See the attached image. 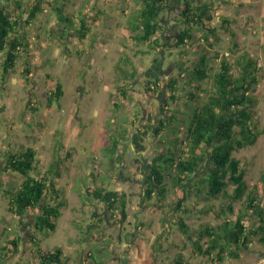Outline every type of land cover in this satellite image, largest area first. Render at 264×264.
<instances>
[{"label":"rangeland","instance_id":"374dc122","mask_svg":"<svg viewBox=\"0 0 264 264\" xmlns=\"http://www.w3.org/2000/svg\"><path fill=\"white\" fill-rule=\"evenodd\" d=\"M35 1L40 4L36 17L26 23L28 13L24 12L21 22L20 31L29 39L27 53L3 74L5 55L0 52V247H11L8 241L17 236L23 240L17 251L0 253V264H39L29 243L32 218L7 212L8 198L20 187L23 177L2 171L6 150L26 148L36 154L31 176L45 173L50 177L53 164L57 166L55 184L65 204L54 219L55 230L38 235L44 251L61 247L66 264H173L178 256L184 264H211L193 251L176 225L177 214L169 212L175 198L171 192L157 205H152L154 198L145 202L139 167H134L131 158L135 157L138 164L137 151L142 149L151 159L159 138L167 145L177 136L183 143L178 147L184 149L188 115L205 102L220 60L227 58L235 63L247 53L258 59L259 85L253 95V113L259 133L253 146L235 151L233 156L244 168L247 190L263 180L264 0H198L212 6L210 24L216 27L215 33L204 39L202 30L194 28L188 46L182 47H176L173 41L182 29L173 19L176 0H168L170 13L163 18L158 44H141L130 38L129 25L139 8L137 0ZM20 6L25 11L23 3ZM15 10L11 8L7 14H18L19 8ZM224 18L229 21L228 30L221 27ZM84 23L88 33L80 39L78 31ZM200 56L206 57L207 76L197 81L190 75L191 83L187 85L184 72H190ZM27 58L30 75L25 80ZM156 73L161 74L162 82L154 86L152 78ZM175 78L177 98L171 104L167 81ZM57 84L62 95L49 106L45 94ZM187 91L196 94L194 100L185 94ZM164 105H168L171 119L164 118L163 131L156 135L158 112ZM149 114L154 116L149 118ZM111 137L117 143L114 158ZM132 138L138 145L134 150ZM118 155H122L121 162L116 161ZM209 163L207 160L196 169L189 182L203 181ZM126 176L129 177L124 179ZM96 186L126 194L125 221L119 211H114V226L101 228L106 220L99 223L91 218L93 213L108 214L93 199L92 190L86 194L87 189L94 190ZM200 186L201 193L187 202L193 209L184 215L193 239H197L195 231L202 225L223 220L218 211L224 199H204L205 185ZM228 190L231 191L229 187ZM210 206L214 207L212 211H202ZM234 208L240 209L241 203H235ZM222 264H264V244L255 240L236 258H226Z\"/></svg>","mask_w":264,"mask_h":264},{"label":"trees","instance_id":"16d2710c","mask_svg":"<svg viewBox=\"0 0 264 264\" xmlns=\"http://www.w3.org/2000/svg\"><path fill=\"white\" fill-rule=\"evenodd\" d=\"M137 2L138 12L135 14L134 22L129 25L130 38L141 44H158L157 38L164 29L163 18L168 17L170 13V1L137 0ZM21 3L25 6V11L24 8L21 9ZM176 5L173 19L182 27L173 40L176 47L188 46L194 28L202 30L204 39H207L208 35H214L216 27L210 24L213 19L210 4L199 3L198 0H176ZM10 7L14 11L19 8L18 14H7V11L11 10ZM39 9L40 4L35 0H0V52L4 51L5 55L2 63L3 74L13 69L17 64L16 60L27 53L29 39L24 31H20L23 28L21 22L24 12L28 13V19L25 20L28 23L36 17ZM221 23L222 29L228 30L229 21L224 18ZM84 26L85 23L78 31L80 34L77 37L80 39L86 35ZM230 35L233 37V32H230ZM233 47L236 48L235 43ZM204 57L200 56L197 59L199 64L196 61L190 72H184L187 68L183 70L185 79L183 81L187 85L191 83L190 75L197 81L206 78L208 66ZM28 65L27 58L23 70L25 80H28L30 75ZM234 66H237V72L233 71ZM258 74V59L247 53L242 54L235 63L222 58L218 71L212 75L213 88L209 90L205 102L193 108L188 115L185 148L178 147L183 143L178 141L177 136L167 145L159 138L154 146L155 153L150 159V169L145 175L144 199L150 203L154 198L155 202L152 205H157L171 192L175 198L169 205V212L177 214L176 225L191 244L193 251L208 259L211 264H222L226 258H236L240 251L248 249L255 240L264 244V178L258 185L247 190L244 168L233 156L235 151L253 146L258 138L259 129L253 113L256 103L253 95L259 85ZM155 75L152 81L154 86L162 82V76L157 73ZM176 83V78L167 81L171 104L177 98ZM146 88L152 90L149 85H146ZM119 91L125 96L122 89ZM185 94L190 100L196 97L191 91ZM61 95V86L57 84L54 90L46 92L47 104L51 106ZM170 113L168 105L160 107L154 134L159 135L163 131V120L167 118L170 121ZM151 116L148 115L149 118ZM110 140L112 142V138ZM116 146L114 139L110 151L113 152V147L115 151ZM35 155L32 148L21 151L8 149L3 155L2 171L18 173L23 177L20 187L8 198L7 212L19 218L26 215L32 218L29 243L39 258V264H66L61 247L53 251H44L40 248V233L55 230L54 219L60 214V207L65 204L63 195L59 196V189L55 184L59 175L55 164L50 169V177L45 173L39 177L30 175L35 169ZM118 156L116 161L121 162L122 155ZM207 160L210 162V168L205 179L200 183H190L189 179L195 170ZM200 185H205L204 199H224L218 211V217L223 220L215 225H202L195 231L197 239H193L184 215L193 209L187 206V202L191 196L197 197V194L201 193ZM228 187L231 189L230 192ZM91 190L93 199L100 202L111 215L114 211H119L126 220L127 198L124 192H113L96 186L94 190L87 189L86 194L90 195ZM237 202L241 203V208L235 210L234 204ZM213 209L214 207L210 206L202 211L208 213ZM21 241L22 238L18 236L9 240L8 244L11 247H0V253L5 251L12 253L13 249L17 251ZM173 264L184 263L178 256Z\"/></svg>","mask_w":264,"mask_h":264},{"label":"flooded vegetation","instance_id":"af4514ba","mask_svg":"<svg viewBox=\"0 0 264 264\" xmlns=\"http://www.w3.org/2000/svg\"><path fill=\"white\" fill-rule=\"evenodd\" d=\"M94 22H96V21H94ZM85 28H84V32H85V34L87 35V33H88V31H87V29H88V26L85 24V26H84ZM85 35V36H86ZM85 38V37H84ZM91 41H93V40H91ZM159 76L161 75V74H158ZM152 79H154V78H152ZM136 134H138V133H134L133 135L134 136H136ZM133 136V137H134ZM112 138V142H114V138L113 137H111ZM139 139H141V137H138ZM110 142H111V140H110ZM112 142H111V145H110V148L112 147ZM130 143L132 144V148H133V150L134 149H136V146H137V148H138V145L137 144H135L134 143V138H132L131 140H130ZM137 143H138V141H137ZM132 150V151H133ZM139 151H137V154L139 155L138 157V164H137V162L135 161V157H133V158H131V161H132V163H133V165H134V167L135 168H137V167H139V176H140V178L142 179L141 181H143V183H142V185L140 184V187H141V191H142V195H143V188H144V185H145V175H146V173H147V171L150 169V166H151V162H150V159H147L146 157H145V155H146V153H144L145 151L144 150H142V149H138ZM113 158H114V147H113ZM123 166V165H122ZM144 172V173H143ZM129 176H126V177H124V179H127ZM112 191L114 192V189H112ZM145 202H147L146 200H145ZM105 208L103 207L102 208V210H104ZM106 213V212H105ZM108 214L106 215V214H103V215H101V216H97V215H95L94 213L93 214H91V218L92 219H94L95 221H98L99 223L101 222V221H104V220H106V221H104V224H103V226L101 227V228H104L105 226H107V225H112V226H114V212H113V214L111 215L110 214V212H107ZM120 218L122 219V220H124L123 218H122V216L120 215ZM108 219H110L111 220V222L112 223H110L109 222V220ZM125 221V220H124ZM97 222V223H98ZM98 223V224H99ZM103 236H105V234H104V232H103ZM107 251L108 252H110L111 251V247H107Z\"/></svg>","mask_w":264,"mask_h":264},{"label":"water","instance_id":"95a60500","mask_svg":"<svg viewBox=\"0 0 264 264\" xmlns=\"http://www.w3.org/2000/svg\"><path fill=\"white\" fill-rule=\"evenodd\" d=\"M159 113V112H158Z\"/></svg>","mask_w":264,"mask_h":264}]
</instances>
